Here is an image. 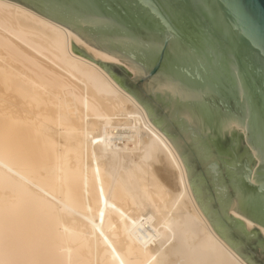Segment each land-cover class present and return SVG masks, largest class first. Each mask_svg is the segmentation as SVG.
Instances as JSON below:
<instances>
[{
    "label": "bare ground",
    "instance_id": "6f19581e",
    "mask_svg": "<svg viewBox=\"0 0 264 264\" xmlns=\"http://www.w3.org/2000/svg\"><path fill=\"white\" fill-rule=\"evenodd\" d=\"M72 40L141 79L66 26L0 0V264H258L213 230L144 94ZM234 218L260 228L227 209Z\"/></svg>",
    "mask_w": 264,
    "mask_h": 264
},
{
    "label": "water",
    "instance_id": "95a60500",
    "mask_svg": "<svg viewBox=\"0 0 264 264\" xmlns=\"http://www.w3.org/2000/svg\"><path fill=\"white\" fill-rule=\"evenodd\" d=\"M13 1L66 26L140 73L135 81L123 65L97 60L72 40L79 55L117 72L121 83L110 76L132 95L148 91L149 98L140 104L152 107L151 123L194 172L193 181L186 173L193 198L213 217L205 216L216 234L242 259L262 251L260 228L249 231L239 218L226 220L225 212L232 209L259 225L264 219V170L250 154L243 130L250 123L248 136L258 145L264 128V0ZM165 37L179 45V66L164 65L166 77L146 81L151 88L138 92L146 74L141 65L153 51L150 45ZM233 119L240 126H226ZM222 229L249 243L255 253L249 245L246 250L231 241Z\"/></svg>",
    "mask_w": 264,
    "mask_h": 264
},
{
    "label": "snow or ice",
    "instance_id": "6c2138e0",
    "mask_svg": "<svg viewBox=\"0 0 264 264\" xmlns=\"http://www.w3.org/2000/svg\"><path fill=\"white\" fill-rule=\"evenodd\" d=\"M153 48L149 57H145L146 63L141 65V67L145 70V75L142 77L144 81L154 80L157 78L164 79L167 75V70L164 65L175 62L177 66L180 63V48L178 44L172 43V41L165 37L163 40L155 41L154 44L150 45ZM143 55V54H141ZM150 64V67H149ZM168 81H165L167 85ZM226 126H240L238 121L226 120ZM245 132L246 139H248L249 143L247 145L250 154L260 161V169L264 170V128L261 129L259 135L258 145L252 143V137L248 136V132L250 131V123L248 126L243 127ZM262 184H264V177L261 179ZM262 212H264V207H262ZM261 231H264V219L260 221ZM255 235V233H253ZM261 249L264 251V241L261 242Z\"/></svg>",
    "mask_w": 264,
    "mask_h": 264
},
{
    "label": "rangeland",
    "instance_id": "374dc122",
    "mask_svg": "<svg viewBox=\"0 0 264 264\" xmlns=\"http://www.w3.org/2000/svg\"><path fill=\"white\" fill-rule=\"evenodd\" d=\"M114 71V70H113ZM115 72V71H114ZM119 77H120V75L117 73V72H115ZM131 81V80H130ZM140 83H138V85H139ZM143 85V86H142ZM141 87V88H140ZM141 89V90H140ZM139 90L140 91H143V90H145L144 89V84L142 83V84H140L139 85V89H138V92H139ZM142 94H144L145 96H147L146 95V92L144 91ZM141 94V95H142ZM144 95H142L143 96V98L145 97ZM147 98H148V96H147ZM230 236L232 237V235L230 234ZM233 238V237H232ZM261 239V238H260ZM262 241V240H261ZM247 245H249V247L251 248V250L253 251V253H255V250H254V247H252L249 243H246ZM245 249V248H244ZM247 250V249H246ZM252 257H253V259H254V261L256 262V263H258V264H264V251H260V252H258V253H256V254H254V255H252Z\"/></svg>",
    "mask_w": 264,
    "mask_h": 264
}]
</instances>
